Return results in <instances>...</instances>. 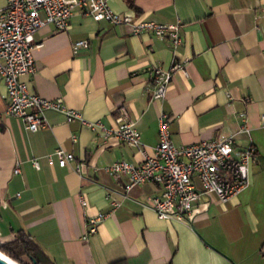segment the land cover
Listing matches in <instances>:
<instances>
[{
    "label": "crops",
    "instance_id": "crops-1",
    "mask_svg": "<svg viewBox=\"0 0 264 264\" xmlns=\"http://www.w3.org/2000/svg\"><path fill=\"white\" fill-rule=\"evenodd\" d=\"M113 12L133 21L179 23L182 44L135 36L74 15L66 31L47 26L34 37L35 72L23 78L29 93L62 99L90 123L117 126L124 106L140 133L142 151L105 138L78 121L66 123L47 112L49 128L25 130L7 116L6 88L0 81V245L26 232L52 264H264V4L261 0H109ZM7 0H0V9ZM86 41L76 51L73 44ZM172 71L165 98L152 101L151 69ZM233 97L228 100L227 94ZM169 118L171 142L179 147L232 137L235 147L252 144L256 161L249 186L220 203L202 196L186 221L159 220L142 205L157 186L124 191L125 178L113 180L103 168L117 161L138 166L158 144V120ZM245 113L249 133H239ZM73 137L75 140H73ZM74 156L65 168L51 167L56 149ZM143 152V153H142ZM37 160L35 169L31 160ZM79 163L85 165L76 172ZM20 164V173L14 174ZM87 215L107 214V196L121 206L85 242Z\"/></svg>",
    "mask_w": 264,
    "mask_h": 264
},
{
    "label": "built area",
    "instance_id": "built-area-1",
    "mask_svg": "<svg viewBox=\"0 0 264 264\" xmlns=\"http://www.w3.org/2000/svg\"><path fill=\"white\" fill-rule=\"evenodd\" d=\"M264 4V0H261ZM90 17L96 22L112 26H127L135 36L149 34L167 39L175 51L182 44L179 23L162 24L154 21H133L125 15L112 11L109 0H7V7L0 9V81L6 88V115L18 118L25 130L37 132L49 128L47 112H55L65 118L66 123L80 122L91 131L100 129L105 138L113 137L120 143L142 151L140 133L129 119L127 109L121 106L117 111V126L106 128L101 122L85 121L81 114L68 108L62 99L49 101L28 91L23 78L35 72L32 52L36 47L34 37L44 27L52 26L56 31H66L74 15ZM86 41L73 44L74 51L86 48ZM181 69L174 65L169 71L159 67L151 69V99L165 98L172 80V71ZM228 100L233 97L228 93ZM239 133H249L245 113H240ZM264 126V118L262 119ZM73 140L75 138L73 137ZM143 153V152H142ZM256 149L252 144L244 148L235 147L232 137L219 141H202L194 145L175 146L170 139L169 118L161 113L158 120V144L152 156H145L138 166L126 161H117L103 168L113 180L125 178L124 191L151 183L160 190L142 203L150 208L159 220L186 221L191 218L193 205L202 196H214L220 203H227L249 186V169L256 161ZM74 156L62 149H56L46 156L49 166L56 162L65 168ZM35 169L37 160H31ZM85 165L79 163L76 172H82ZM14 174L20 173L18 164ZM79 203L86 213V229L83 241L97 233L98 226L117 210L120 201L107 196L111 210L107 214L87 215V201L79 196Z\"/></svg>",
    "mask_w": 264,
    "mask_h": 264
},
{
    "label": "trees",
    "instance_id": "trees-1",
    "mask_svg": "<svg viewBox=\"0 0 264 264\" xmlns=\"http://www.w3.org/2000/svg\"><path fill=\"white\" fill-rule=\"evenodd\" d=\"M0 253L17 264H52L41 248L24 231L16 233L13 241L0 245ZM112 264H128L126 260Z\"/></svg>",
    "mask_w": 264,
    "mask_h": 264
},
{
    "label": "bare ground",
    "instance_id": "bare-ground-1",
    "mask_svg": "<svg viewBox=\"0 0 264 264\" xmlns=\"http://www.w3.org/2000/svg\"><path fill=\"white\" fill-rule=\"evenodd\" d=\"M0 259L3 260V261H5V262H7V263H9V264H15V263H13L10 259H7V258H5V257L2 256V255H0Z\"/></svg>",
    "mask_w": 264,
    "mask_h": 264
},
{
    "label": "water",
    "instance_id": "water-1",
    "mask_svg": "<svg viewBox=\"0 0 264 264\" xmlns=\"http://www.w3.org/2000/svg\"><path fill=\"white\" fill-rule=\"evenodd\" d=\"M0 255H2V254L0 253ZM2 256H4V255H2ZM4 257L7 258L6 256H4ZM7 259H9V258H7ZM12 262L15 263L14 261H12ZM0 264H9V263H7V262H5V261L0 259ZM15 264H17V263H15Z\"/></svg>",
    "mask_w": 264,
    "mask_h": 264
}]
</instances>
